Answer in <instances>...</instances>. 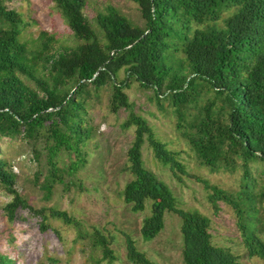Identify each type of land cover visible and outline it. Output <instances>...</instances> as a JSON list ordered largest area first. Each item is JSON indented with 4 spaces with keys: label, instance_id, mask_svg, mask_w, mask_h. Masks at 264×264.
Masks as SVG:
<instances>
[{
    "label": "trees",
    "instance_id": "1",
    "mask_svg": "<svg viewBox=\"0 0 264 264\" xmlns=\"http://www.w3.org/2000/svg\"><path fill=\"white\" fill-rule=\"evenodd\" d=\"M5 1L0 0V139H24L30 145L39 165L34 179L44 197L56 182L68 187L84 163L81 144L90 126L83 104L89 88L107 85L108 110L115 113L129 108L124 89L133 79L151 89L158 106L165 100L171 107L175 127L198 162L212 171L241 169L235 192L198 178L210 189L213 211L220 199L231 204L249 256L264 257V242L254 226L261 194L254 192L251 169L255 162H264V0H131L144 26L106 4L95 15L99 30L83 12L85 0H50L79 39L61 50L52 49L54 37L46 30H40L35 47L28 50L18 38L26 22ZM219 19L221 25L216 24ZM121 68L124 77L117 79ZM120 126L133 127L125 151V169L132 177L122 200L134 212L148 205L139 227L141 239L154 237L164 213L173 211L180 217L183 264H241L232 251L211 241L208 216L178 207L169 184L143 163L146 143L179 176L186 170L174 151L134 111H128ZM15 180V172L0 157V186L10 194L2 205L5 218L12 221L18 209L27 208L42 217L44 230L45 208L30 205ZM48 213L80 230L79 220L66 210L50 207ZM90 236L101 258L111 264L109 240L94 226ZM124 247L130 263L154 264L127 234ZM0 264L15 263L0 253Z\"/></svg>",
    "mask_w": 264,
    "mask_h": 264
},
{
    "label": "rangeland",
    "instance_id": "2",
    "mask_svg": "<svg viewBox=\"0 0 264 264\" xmlns=\"http://www.w3.org/2000/svg\"><path fill=\"white\" fill-rule=\"evenodd\" d=\"M5 3L19 11L26 22L18 38L28 50L35 47L40 30H46L54 37L50 43L53 50L68 48L78 42L79 39L50 0H6ZM106 4L113 5L134 24L144 26L139 8L131 0H85L83 12L97 30L99 26L95 15L97 11L104 10ZM227 13L225 11L223 15ZM216 24L221 25L222 19ZM116 76L123 79L122 68ZM128 83L124 91L129 108H120L115 113L108 110L107 85L95 91L89 88L90 94L83 104L90 126L88 137L81 144L84 163L68 187L56 182L48 198L42 195L43 191L35 182L34 171L39 165L32 156L30 145L24 139H0V157L15 172V186L34 208H45L47 223L42 230L39 224L42 217L27 208L18 209L16 217L8 221L2 205L10 194L0 186V253L12 258L15 264H108L106 259L101 258L99 247L92 243L90 232L94 226L109 240L114 255L111 264H132L125 257V234L154 264H183L179 215L166 211L162 228L145 241L140 237L139 227L142 217L148 214V205L143 211L134 212L122 200L124 185L132 177L125 169V151L132 139L133 127L121 128L120 123L131 110L149 123L155 136L184 164L186 172L176 176L153 156L149 145L144 143L142 147L144 165L169 184L176 195V205L183 209H197L207 215L211 241L232 251L241 264H264V257L249 256L247 253L231 204L220 199L213 211L208 198L210 189L198 178L203 177L210 183L235 192L240 188L241 169L238 167L234 172L225 169L212 171L198 162L193 150L176 129L175 115L166 101L160 100L161 106H158L150 88L140 87L133 79H129ZM63 157L67 160L66 154ZM73 157L70 154V158ZM39 160L41 163L44 161L42 156ZM251 169L255 179L254 192L258 196L261 194L254 226L264 242V162H255ZM50 207L64 209L78 219L80 230L52 217L48 213Z\"/></svg>",
    "mask_w": 264,
    "mask_h": 264
}]
</instances>
